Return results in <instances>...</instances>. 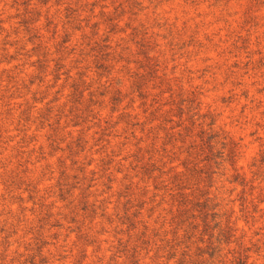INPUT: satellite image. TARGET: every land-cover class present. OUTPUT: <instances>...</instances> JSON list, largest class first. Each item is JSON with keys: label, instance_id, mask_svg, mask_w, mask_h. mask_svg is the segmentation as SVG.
Listing matches in <instances>:
<instances>
[{"label": "rangeland", "instance_id": "obj_1", "mask_svg": "<svg viewBox=\"0 0 264 264\" xmlns=\"http://www.w3.org/2000/svg\"><path fill=\"white\" fill-rule=\"evenodd\" d=\"M0 264H264V0H0Z\"/></svg>", "mask_w": 264, "mask_h": 264}]
</instances>
